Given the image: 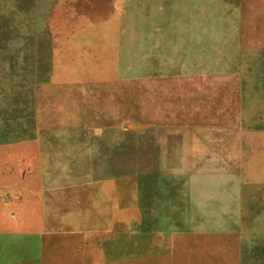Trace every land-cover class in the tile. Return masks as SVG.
Masks as SVG:
<instances>
[{
  "label": "rangeland",
  "instance_id": "rangeland-1",
  "mask_svg": "<svg viewBox=\"0 0 264 264\" xmlns=\"http://www.w3.org/2000/svg\"><path fill=\"white\" fill-rule=\"evenodd\" d=\"M263 200L264 0H0V264H264Z\"/></svg>",
  "mask_w": 264,
  "mask_h": 264
},
{
  "label": "crops",
  "instance_id": "crops-1",
  "mask_svg": "<svg viewBox=\"0 0 264 264\" xmlns=\"http://www.w3.org/2000/svg\"><path fill=\"white\" fill-rule=\"evenodd\" d=\"M259 206H260L259 212L260 213H264V200L263 201H260ZM6 210L7 211H3V212L9 214V215H7L8 218H7V216L6 217H0V224H15V222H16L15 221V218L14 217L11 218V215H10L11 212H12V210L10 208H8V207H6ZM0 249H2L3 252L5 251V248H3V247H0ZM3 252H0V256H1V259L0 260H2L3 257H4V255H5Z\"/></svg>",
  "mask_w": 264,
  "mask_h": 264
}]
</instances>
